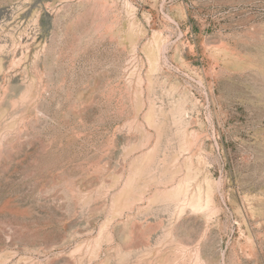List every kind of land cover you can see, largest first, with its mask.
<instances>
[{
    "label": "rangeland",
    "instance_id": "374dc122",
    "mask_svg": "<svg viewBox=\"0 0 264 264\" xmlns=\"http://www.w3.org/2000/svg\"><path fill=\"white\" fill-rule=\"evenodd\" d=\"M0 264H264V0H0Z\"/></svg>",
    "mask_w": 264,
    "mask_h": 264
},
{
    "label": "bare ground",
    "instance_id": "6f19581e",
    "mask_svg": "<svg viewBox=\"0 0 264 264\" xmlns=\"http://www.w3.org/2000/svg\"><path fill=\"white\" fill-rule=\"evenodd\" d=\"M172 188H174V187H172ZM176 188V187H175ZM177 189V188H176ZM164 194V193H163Z\"/></svg>",
    "mask_w": 264,
    "mask_h": 264
}]
</instances>
